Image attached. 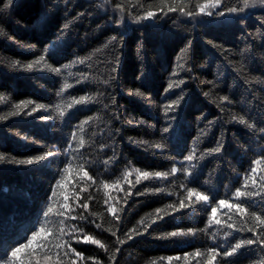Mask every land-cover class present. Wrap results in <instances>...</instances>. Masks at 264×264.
<instances>
[{"label":"trees","instance_id":"obj_1","mask_svg":"<svg viewBox=\"0 0 264 264\" xmlns=\"http://www.w3.org/2000/svg\"><path fill=\"white\" fill-rule=\"evenodd\" d=\"M206 2L13 0L6 8L0 0V264L42 225L54 235L15 264H207L210 248L221 253L212 264H264L259 243L223 256L257 239L236 229L264 232L250 215L264 218V164H254L264 159V10L229 13L243 0H222L208 16L197 7ZM147 11L155 16L143 19ZM38 104L45 107L32 111ZM253 167L256 185L247 190L260 194L243 200L248 213L218 207L239 202L235 191ZM135 169L169 175L137 183ZM188 188L209 202L189 201ZM212 207L221 224L209 223Z\"/></svg>","mask_w":264,"mask_h":264},{"label":"snow or ice","instance_id":"obj_2","mask_svg":"<svg viewBox=\"0 0 264 264\" xmlns=\"http://www.w3.org/2000/svg\"><path fill=\"white\" fill-rule=\"evenodd\" d=\"M163 2V0H162ZM175 2V0H174ZM13 3V0H7V4H5V7H9L11 4ZM222 3V0H207L206 3H202V4H198L197 7L199 8V12L204 14V15H208V16H211L213 15V11L209 10V9H216L218 7H220ZM257 4H260V5H264V0H243V8H235V7H230L228 8V12L229 13H236L238 11H243L244 8H248V7H254L256 6ZM119 7V5H118ZM163 7H167L168 11L169 12H172V11H176L177 9L173 6H168L166 3H163ZM163 7L161 8V10H163ZM181 12H184V8H180L179 9ZM186 15H195L197 13L195 12H192V11H188L186 13H184ZM217 15H220V16H223L225 15L224 12H218L216 13ZM155 16V13L152 12V11H147L146 13V16L143 17V19H147V18H152ZM45 58L43 56H41L39 58V60L37 61H34L33 63H29L26 65V68L28 70H32L33 67H34V64H39L41 61H43ZM54 71H57L59 72V69H54ZM71 87L70 85L68 84H65L64 85V88H69ZM172 85H169V88H171ZM136 95H142V93H140L139 91L136 92ZM4 99V97L2 95H0V101H2ZM88 98L86 97H81L80 100H74L73 103L74 104H80V103H83L87 100ZM222 99H227L226 97L222 98ZM33 102L32 101H26V102H21V104H16L15 105V108L17 109V111H14L12 113H10V115H18L20 110L22 109V105L23 107H27L29 104H32ZM45 106L44 105H36V108L32 109V111H36V109H39V108H44ZM69 108L72 107V104H69L68 105ZM171 107V105L169 106ZM57 108L59 109V106H57ZM31 114V113H29ZM61 115H63V112H61ZM5 117H0V119H4ZM234 119H238L240 123L244 124L246 123V121L244 120L243 117H239V118H236L234 117ZM85 123H87V121H85ZM249 127H251V125H249ZM80 144L81 146L83 145V140L81 139L80 141ZM156 147H160L159 145H157ZM221 150V147L220 146H217L216 148L214 149H211L210 152H219ZM53 155V153L49 152L46 154V156H51ZM46 156H39L36 158V160H44L46 158ZM195 157H194V154L193 155H189L186 157L187 160L191 161L193 160ZM4 159L3 156H0V160ZM35 161L34 160H27V161H20V163H27V164H32L34 163ZM254 164L256 165H261V164H264V159H261V160H256L254 161ZM71 167V166H69ZM82 167V166H81ZM68 169H65V172H67ZM134 171L137 172V179H136V182L139 183L140 182V179L141 177L144 179V180H148L149 178L151 177H156V178H166L169 173H162V172H155V173H150L148 171H143L141 172L139 169H135ZM177 168L173 167L171 169V173L175 174L177 172ZM256 173H257V168L256 167H253L251 168L250 170V173L248 175H246L244 177V180H243V185H242V188L244 190H241V188H237L236 191H235V199L239 202H235V203H231L229 202L228 200H220L218 202V207H221V208H228L230 211L231 210H235L237 213H241V214H245V213H248V208L245 206L243 200H246L252 196H255V195H259L260 192H257V191H248L247 189L249 188V181L252 182V186L254 187L256 185ZM131 175V173H125V176H124V179L127 180V177ZM84 176H88V172L85 171L84 172ZM260 180L261 181H264V176H261L260 177ZM130 182V181H129ZM63 183V181H60L58 182V186H60L61 184ZM104 187H108V185H104ZM260 189L261 191H264V183L261 184L260 186ZM56 193L55 191L53 192V196H55ZM187 196H188V199L189 201H191V198L193 196L196 197V200L197 201H204L205 203H208L209 202V197L204 195L203 193L193 189V188H188L187 189ZM65 201H67L68 197L65 196L64 197ZM107 203V201H106ZM181 208L183 207H186L185 203L183 200L180 201V205H179ZM65 210H70L69 209V206L67 204L63 205L62 206ZM83 208L87 209L88 205L87 203H84L82 205ZM171 207V205L169 206ZM109 212H112L113 215H115L116 213V209L114 208H109L108 209ZM160 210L158 209L157 212H159ZM52 212V207L51 205H49L48 207V211H46L44 213L45 217H47L49 215V213ZM216 213H217V207H212L211 209V215L209 217V223H215V224H221V221L220 219H217V216H216ZM57 215L59 216H64V212H58ZM252 219L256 222V226L257 227H261V226H264V218H262L260 215H256L254 212L250 213ZM71 219H76V217H70ZM232 217L229 216V219H231ZM116 219H119V216H116ZM60 225L61 226H64V220H60ZM226 226L228 228H233L234 226L232 224H226ZM97 227H99V225H97ZM76 229L73 228V231H75ZM146 230V229H145ZM248 231V232H252L253 235L257 236V239L253 240V239H244V240H240L238 243H236L233 247H231V250L230 251H224L223 252V256L225 257H230L234 254L237 253L238 250H240L243 246L245 245H251L253 243H259L261 244L262 246H264V232H260V233H257L256 231V227H247L246 229L244 228H241V229H236V231ZM60 234L63 235L64 234V230H63V227L60 228ZM133 232H135L136 230L133 229L132 230ZM139 234V233H137ZM188 234H192V230H189L188 233H185V232H172V233H169L168 235L170 236H176V235H188ZM49 235H54V233L52 232L51 229H45V227L42 225L41 226V229L40 231L38 232H34L32 237L28 240L27 244H22L20 247H17V248H13L12 249V252H11V257H9L5 262L4 264H15V262L17 260H19V257H18V253H20L22 250L24 249H31L32 246L34 244H36V247L37 248H42V247H45L46 245L44 244H37V240L38 238H43L45 241L47 240V237ZM112 235H115V232L112 233ZM129 239H131L132 237L129 235L128 236ZM83 240L84 242H90V243H93V244H98L100 245V247H104L103 244L100 243L99 240H95L93 239L91 236H87L85 235L83 237ZM119 243H124L125 241L123 240H119L118 241ZM65 244H67V242H65ZM57 247H63V245H57ZM69 248H70V245H69ZM71 252H73L77 257H81V259L83 258L81 256V253L79 252H76L75 249H70ZM117 251H119V249H117ZM67 255V253H65ZM194 255L196 256H201V255H204L203 253H200V252H196ZM221 255L220 252L217 251L216 248H210L208 250V253H207V256H208V261H207V264H212V261L216 260V257ZM46 261H49L51 260V257L47 255V253L44 254V257H43ZM163 259V258H162ZM173 258L172 257H169L168 260L171 261ZM175 259H180V257H176ZM20 264H23V261H20ZM36 264H39V260L36 261ZM74 264V262H73ZM152 264H155V262L153 261Z\"/></svg>","mask_w":264,"mask_h":264},{"label":"rangeland","instance_id":"obj_3","mask_svg":"<svg viewBox=\"0 0 264 264\" xmlns=\"http://www.w3.org/2000/svg\"><path fill=\"white\" fill-rule=\"evenodd\" d=\"M252 9H260V10H264V5H260L258 4L257 6H254V7H250Z\"/></svg>","mask_w":264,"mask_h":264}]
</instances>
